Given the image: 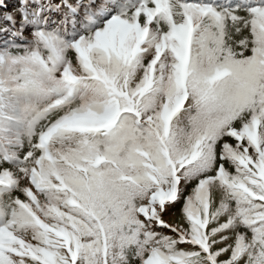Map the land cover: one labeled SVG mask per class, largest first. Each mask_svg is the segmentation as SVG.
<instances>
[{
  "label": "snow or ice",
  "instance_id": "6c2138e0",
  "mask_svg": "<svg viewBox=\"0 0 264 264\" xmlns=\"http://www.w3.org/2000/svg\"><path fill=\"white\" fill-rule=\"evenodd\" d=\"M0 264H264V0H0Z\"/></svg>",
  "mask_w": 264,
  "mask_h": 264
},
{
  "label": "rangeland",
  "instance_id": "374dc122",
  "mask_svg": "<svg viewBox=\"0 0 264 264\" xmlns=\"http://www.w3.org/2000/svg\"><path fill=\"white\" fill-rule=\"evenodd\" d=\"M165 219H170L169 217H165Z\"/></svg>",
  "mask_w": 264,
  "mask_h": 264
}]
</instances>
